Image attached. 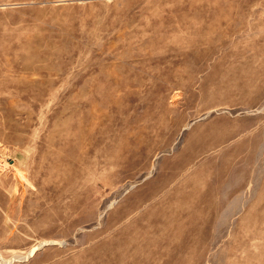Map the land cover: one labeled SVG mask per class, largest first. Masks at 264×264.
I'll list each match as a JSON object with an SVG mask.
<instances>
[{
  "label": "rangeland",
  "instance_id": "1",
  "mask_svg": "<svg viewBox=\"0 0 264 264\" xmlns=\"http://www.w3.org/2000/svg\"><path fill=\"white\" fill-rule=\"evenodd\" d=\"M0 264H264V0H0Z\"/></svg>",
  "mask_w": 264,
  "mask_h": 264
}]
</instances>
